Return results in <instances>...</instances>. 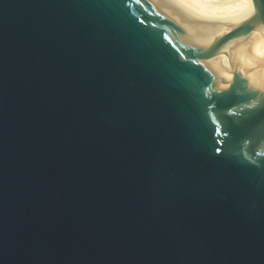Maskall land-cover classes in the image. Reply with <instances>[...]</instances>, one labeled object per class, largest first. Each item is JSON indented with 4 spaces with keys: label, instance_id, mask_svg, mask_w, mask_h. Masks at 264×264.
<instances>
[{
    "label": "water",
    "instance_id": "obj_1",
    "mask_svg": "<svg viewBox=\"0 0 264 264\" xmlns=\"http://www.w3.org/2000/svg\"><path fill=\"white\" fill-rule=\"evenodd\" d=\"M255 15L212 27L165 0H0V264H264ZM205 90L237 112L231 137Z\"/></svg>",
    "mask_w": 264,
    "mask_h": 264
},
{
    "label": "bare ground",
    "instance_id": "obj_2",
    "mask_svg": "<svg viewBox=\"0 0 264 264\" xmlns=\"http://www.w3.org/2000/svg\"><path fill=\"white\" fill-rule=\"evenodd\" d=\"M176 10L204 26H227L254 13L250 0H165ZM251 63L264 75V34L252 48Z\"/></svg>",
    "mask_w": 264,
    "mask_h": 264
},
{
    "label": "snow or ice",
    "instance_id": "obj_3",
    "mask_svg": "<svg viewBox=\"0 0 264 264\" xmlns=\"http://www.w3.org/2000/svg\"><path fill=\"white\" fill-rule=\"evenodd\" d=\"M250 2L254 5L255 8V18L252 23H254L257 19L260 22H264V0H250ZM135 3L139 4L140 0H135ZM248 29L246 28L245 31ZM191 63L196 64L198 61H191ZM210 87V86H209ZM250 97L252 100H255L256 103H249L247 107L249 109L253 108H258L261 106H264V94L258 93V92H251ZM204 105H205V117L208 121H210L214 125V133L217 135H220L224 138H229L231 137L232 133L229 127V122L225 118L226 116L231 117V116H236L237 112L232 111L231 109L228 110L226 114L220 113L217 107L216 100L214 99L213 96H209L207 94V90L204 92ZM245 109H240V114H243ZM229 143L228 139H219L215 141L216 145H227ZM253 141L252 139H248L246 141V144L250 145L252 144ZM228 149L226 147L222 148L219 146L215 147V152L219 155L220 153L224 152L226 153ZM246 159L249 158L248 153L245 152L243 153ZM256 155H264V152L256 153Z\"/></svg>",
    "mask_w": 264,
    "mask_h": 264
}]
</instances>
